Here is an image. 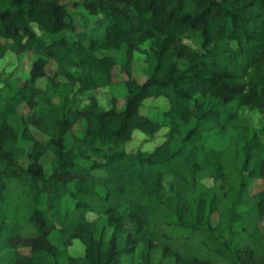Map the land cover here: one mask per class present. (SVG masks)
<instances>
[{
    "label": "trees",
    "instance_id": "1",
    "mask_svg": "<svg viewBox=\"0 0 264 264\" xmlns=\"http://www.w3.org/2000/svg\"><path fill=\"white\" fill-rule=\"evenodd\" d=\"M79 9L93 26L75 30L59 0H0V57L37 56L22 80L2 79L0 264H264V141L237 113L264 116V0H81ZM147 40L138 78L130 60ZM122 46L124 105L103 107L90 91L111 82L116 58L97 51ZM49 59L55 73L40 86ZM153 96L168 100L158 117L141 111ZM163 127L152 149L125 148L134 129L152 138ZM214 128L232 129L225 147L199 143ZM54 232L63 246L78 238L82 254L60 258Z\"/></svg>",
    "mask_w": 264,
    "mask_h": 264
},
{
    "label": "rangeland",
    "instance_id": "2",
    "mask_svg": "<svg viewBox=\"0 0 264 264\" xmlns=\"http://www.w3.org/2000/svg\"><path fill=\"white\" fill-rule=\"evenodd\" d=\"M62 4L65 5V9L70 15L72 27L75 30H80L82 28H89L94 24V16L79 9L81 0H59ZM88 15V16H85ZM35 31L39 32V29L33 25ZM195 36H188L185 38L187 43L196 45ZM151 41L147 40L140 44L138 49L133 50L132 58L130 60V66L132 74L138 78H141L140 72L141 69L147 67L148 60L150 58L151 53ZM98 55H112L116 58V64L112 71L111 82L105 86H101L98 89L90 91L91 94H94L98 100V102L103 107H109L111 105H115L117 108H122L125 101V86L124 80L126 79L127 72L125 70L126 64V47L122 46L121 49H99L97 51ZM36 54L32 52H22L15 53L12 51L6 52L4 55L0 57V106L2 105V101L9 95V91L6 90L5 87L2 86V79L5 75L11 74L12 76L20 77L22 80L24 76L27 75L28 69L31 65V61L36 58ZM180 65L185 64L184 60L178 59ZM46 75L39 77L37 80V84L40 86H44L46 76L52 75L55 73V62L49 59L48 63L45 65ZM58 79H63L62 76L58 75ZM85 101V100H83ZM168 106V100L164 96H153L148 97L144 100L141 111L149 116L158 117L162 109H165ZM20 110L22 112L27 110V107L24 105L20 106ZM238 117L242 124L246 125L249 129L251 135H256L259 139L264 141V116L263 113L260 112L256 108H249L246 106H242L238 108ZM85 126V122L83 120L78 121L73 129L77 130L78 133H82L83 128ZM166 130L165 127L161 128L155 136L152 138H147L144 133L140 129H134L132 132V138L130 141L125 143V148L127 150H132L136 148H140L143 150H150L156 144L160 143L163 139V133ZM34 134L42 140L47 139V135L43 134L39 130L33 129ZM232 133L231 128H214L212 130H207L202 133V136L199 140L200 144L213 146L215 148H223L226 146L228 142L229 135ZM112 149L111 146H107V151L110 152ZM50 158L51 152H46L42 157L41 161L43 162L44 168L46 172L50 171ZM92 158L103 159L104 156L101 155H93ZM77 160L82 164H89L91 161L86 160L83 157H77ZM203 183L206 185L215 186L218 195H221L222 190L217 185V180H214L211 177L205 176L202 178ZM164 187L167 192H171L170 188V176L166 175L163 179ZM262 179L260 177L253 178L251 182V186L249 187V191L254 193L261 189L262 187ZM92 218L96 216V214H91ZM217 220V213H212V223L214 224ZM260 226L264 228V223L260 222ZM50 238L54 242L59 243V238L56 232L51 233ZM60 258H64L66 255H78L82 254L84 250L83 243L75 238L71 244L68 246L60 245Z\"/></svg>",
    "mask_w": 264,
    "mask_h": 264
}]
</instances>
